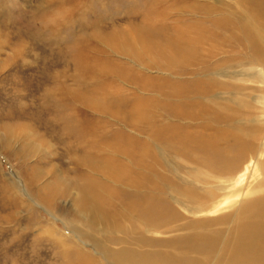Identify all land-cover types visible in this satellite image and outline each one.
I'll use <instances>...</instances> for the list:
<instances>
[{
    "label": "rangeland",
    "instance_id": "374dc122",
    "mask_svg": "<svg viewBox=\"0 0 264 264\" xmlns=\"http://www.w3.org/2000/svg\"><path fill=\"white\" fill-rule=\"evenodd\" d=\"M201 1L208 22L191 0H0V264L264 250V21Z\"/></svg>",
    "mask_w": 264,
    "mask_h": 264
},
{
    "label": "bare ground",
    "instance_id": "6f19581e",
    "mask_svg": "<svg viewBox=\"0 0 264 264\" xmlns=\"http://www.w3.org/2000/svg\"><path fill=\"white\" fill-rule=\"evenodd\" d=\"M243 1L242 3H245L246 5V12L247 13H251V14H254L255 16H258L259 19H262V21H264V0H241ZM231 5V4H229ZM177 6V5H176ZM171 7V6H170ZM174 7V6H173ZM181 7L183 9H186V11H190V12H199L201 15H205L204 16H201L202 18H204L205 22H208L210 21V18H213L212 15H214L213 13H215L217 11V9H219L220 7L216 6V5H213L210 4V2L208 3H204L202 2L201 0H191V3L187 2L186 5H181ZM168 8V7H167ZM156 10V9H155ZM179 11V10H177ZM183 13V12H182ZM176 14V13H174ZM235 14V13H234ZM246 14V13H245ZM249 14H248V17H249ZM171 15V14H170ZM169 15V16H170ZM197 16V15H196ZM247 17V18H248ZM226 18V17H225ZM234 16L233 18H231V26L233 27L232 29H234ZM142 21V20H141ZM201 21V20H200ZM226 21L227 20H217V21H214L215 24L217 26H224V27H227L230 25V23L228 22L226 24ZM238 21V20H237ZM159 22V21H158ZM245 22V21H244ZM243 22V23H244ZM196 23V22H195ZM189 26L191 25H194L193 22H191L190 24H188ZM213 25V24H212ZM202 26V25H201ZM216 26V28H217ZM157 27V26H156ZM245 27H248L249 28V24L247 22H245L244 24H241L239 25V28L238 29H241V28H245ZM164 29V27H162ZM187 28V27H186ZM200 27H197L196 28V31H195V35L200 32L199 30ZM220 28V27H219ZM151 30V33L147 36H149L150 38H147V37H143L142 35L141 36H138L137 38L143 42V43H147V44H150V42H153V41H150L149 40H152L155 38L154 35H156L154 33V29L153 28H149ZM262 28H259V32L257 33H260L262 34V31H261ZM186 30V29H185ZM191 30V29H189ZM183 32V30H182ZM181 32V33H182ZM207 33V32H206ZM214 31L212 32H209V37H213L214 36ZM143 34V33H142ZM198 35V34H197ZM196 35V36H197ZM232 35V34H231ZM182 36V35H181ZM199 38L196 40L197 42H200L201 39H202V36L200 34V36H198ZM234 37V36H233ZM232 37V38H233ZM195 36L191 39L190 37L186 36V34H183V36L181 38H175V39H171V38H168L165 43H166V47L168 48H164V53L162 55H167V51H171V50H174V51H177V49L179 48H184V47H188L190 44L194 43V40H195ZM232 40V39H231ZM255 40V39H254ZM263 42V41H262ZM148 49H152V51L154 50H160V46H156L155 43L153 45V47H151L150 45L149 46H146ZM163 50V49H162ZM161 52V51H160ZM173 53V52H172ZM175 53V52H174ZM180 53V52H179ZM171 58V56H169ZM170 61H172L170 59ZM136 107V106H135ZM255 211V210H254ZM257 211V210H256ZM253 238V237H251ZM246 241V240H245ZM219 242V238L217 237H211L208 241H207V244L205 246H199V247H196V246H193V247H190L189 245V249L193 252L195 250H197V252L200 251V253H203L204 255H211L213 253H215V250L217 249V244ZM226 244V243H225ZM244 245V250H243V254H239V255H247L249 252H252L253 255H255V260L253 259H248V262L246 264H264V250L262 249V244L261 243H258V244H255L251 241H247L245 243H243ZM230 246V245H229ZM224 248V247H223ZM230 248V247H229ZM106 253L108 254H111V251L110 250H105ZM232 252V251H231ZM199 253V254H200ZM228 253V252H227ZM146 255H149V254H146ZM252 255V256H253ZM129 256L128 254V251H120L118 252V255L117 257H120V258H123L125 260V258ZM203 256V255H202ZM212 256V255H211ZM200 257V256H199ZM207 257V256H206ZM209 257V256H208ZM78 258V257H77ZM212 258V257H211ZM128 259V257H127ZM127 262H129V264H133V261L132 259L131 260H127ZM218 262V261H217ZM208 264L209 262L208 261H201V260H186L184 264ZM140 264H168L167 261L165 260L164 262H162L161 260H155L153 258V256L151 258H148L147 256L146 257H141V262ZM171 264V263H169ZM176 264H179V263H176ZM228 264H231L230 260L228 262ZM245 264V263H244Z\"/></svg>",
    "mask_w": 264,
    "mask_h": 264
}]
</instances>
